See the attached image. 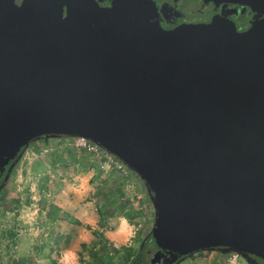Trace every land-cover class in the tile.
Returning <instances> with one entry per match:
<instances>
[{
    "label": "water",
    "instance_id": "water-1",
    "mask_svg": "<svg viewBox=\"0 0 264 264\" xmlns=\"http://www.w3.org/2000/svg\"><path fill=\"white\" fill-rule=\"evenodd\" d=\"M202 2L262 18L164 30L152 0H0V177L35 139L91 140L152 195L149 264L264 261V0Z\"/></svg>",
    "mask_w": 264,
    "mask_h": 264
},
{
    "label": "rangeland",
    "instance_id": "rangeland-1",
    "mask_svg": "<svg viewBox=\"0 0 264 264\" xmlns=\"http://www.w3.org/2000/svg\"><path fill=\"white\" fill-rule=\"evenodd\" d=\"M194 3L186 0L183 7ZM70 147L58 141H47L44 146L42 139H35L5 171L0 181V264H63L58 260L64 250L71 251L77 264H106L108 256L113 257L112 264H120L124 256L133 260L145 244L155 251L150 239L155 208L149 190L142 194L136 186L126 188L128 176L105 168L107 173L99 167L100 160ZM74 202L100 221L45 223L48 209L60 204L61 209L71 210ZM121 221H126L132 231L127 244L104 241L100 230L114 231ZM231 252L206 250L175 264H225L224 256ZM251 261L258 263L252 256L239 257V264Z\"/></svg>",
    "mask_w": 264,
    "mask_h": 264
},
{
    "label": "flooded vegetation",
    "instance_id": "flooded-vegetation-1",
    "mask_svg": "<svg viewBox=\"0 0 264 264\" xmlns=\"http://www.w3.org/2000/svg\"><path fill=\"white\" fill-rule=\"evenodd\" d=\"M100 8L111 6L112 0H94ZM157 8L158 16L155 21L164 30H173L182 25L208 24L216 17L229 19L235 25L238 32L247 30L253 20L260 19L262 16L252 13L248 7L238 4H220L215 7L212 2L204 4L202 0H195V3L189 7H183L186 0H152ZM6 171V170H5ZM5 173V172H4ZM0 177V181L4 176ZM157 249H155L156 251ZM154 251V252H155ZM148 252L147 263L154 254ZM162 260L157 264H162ZM257 264H264V261L255 258Z\"/></svg>",
    "mask_w": 264,
    "mask_h": 264
},
{
    "label": "crops",
    "instance_id": "crops-1",
    "mask_svg": "<svg viewBox=\"0 0 264 264\" xmlns=\"http://www.w3.org/2000/svg\"><path fill=\"white\" fill-rule=\"evenodd\" d=\"M38 139H42L43 141V145L46 146L47 145V141H53V142H60V143H68V145H72V138H63V137H55V136H45L42 138H38ZM51 139V140H49ZM57 139V140H56ZM71 143V144H70ZM72 149V147H70ZM105 169V168H104ZM115 170V169H114ZM105 171L108 170L105 169ZM116 171V170H115ZM102 173V172H100ZM100 173H98L100 175ZM129 177V185H125L126 188H130L132 189L133 186L137 187L140 189V191L143 194V191L145 193V190L148 191L147 186L145 185V183L141 180V178L134 172H129L128 174ZM98 194L100 195H104V192L99 191ZM62 199V197H60ZM63 201V200H62ZM57 205V204H56ZM75 202L72 204V208L71 210L69 208L66 209H61V205H57L59 208L53 207L48 209L47 213H48V217L45 216L46 222L47 224H78L77 222H79L80 224H96L97 222L100 221V219H96L94 216L91 217V213L89 211H86L85 208L79 207L78 204H76L75 206ZM69 215H72V219H68ZM44 223V224H45ZM20 224V223H19ZM73 226V225H72ZM75 227V226H74ZM128 228H130V226L126 223V221H121L113 230H104L101 229V233H102V238L104 239V241H108L110 243L114 242V245L119 244V245H125L127 244V242L129 241V236L132 235V231H129ZM73 254L71 253L70 250H64L62 251V256L60 257V259L58 260L59 263H63V264H77L76 259L74 258V256H72ZM68 261V262H66Z\"/></svg>",
    "mask_w": 264,
    "mask_h": 264
},
{
    "label": "built area",
    "instance_id": "built-area-1",
    "mask_svg": "<svg viewBox=\"0 0 264 264\" xmlns=\"http://www.w3.org/2000/svg\"><path fill=\"white\" fill-rule=\"evenodd\" d=\"M73 139L72 148H75L78 152L82 151L86 154H90L97 158L99 161V167L108 168L109 170L115 169L123 176H128L129 168H127L121 161H119L112 154L106 152L91 140L85 137H70ZM101 160H104L101 161ZM240 255L237 252H231L224 256L225 264H239Z\"/></svg>",
    "mask_w": 264,
    "mask_h": 264
},
{
    "label": "trees",
    "instance_id": "trees-1",
    "mask_svg": "<svg viewBox=\"0 0 264 264\" xmlns=\"http://www.w3.org/2000/svg\"><path fill=\"white\" fill-rule=\"evenodd\" d=\"M40 138H42V137H40ZM10 164L6 167V170L9 168ZM77 223H78V225H80L79 222H77ZM150 239L152 240V231L150 232ZM153 243L154 242L152 240V244ZM148 252H151V246L149 244H147V245L145 244L144 246H142L139 254L133 260L130 261L129 260V256H124L123 259L120 260V262H121L120 264H125V263H128V264H144L145 263V260L147 261V254H148ZM107 256H108V252L106 253V257ZM112 258H113L112 256H108L107 257L106 264H112L111 263Z\"/></svg>",
    "mask_w": 264,
    "mask_h": 264
}]
</instances>
